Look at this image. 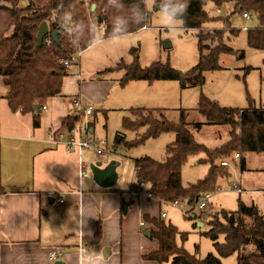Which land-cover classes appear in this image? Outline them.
I'll use <instances>...</instances> for the list:
<instances>
[{
	"label": "trees",
	"instance_id": "1",
	"mask_svg": "<svg viewBox=\"0 0 264 264\" xmlns=\"http://www.w3.org/2000/svg\"><path fill=\"white\" fill-rule=\"evenodd\" d=\"M210 1L216 5L232 2L234 11L255 10L262 18L264 16V0H186L187 10L180 20L186 30L198 31L200 59L194 67L182 71L160 60L142 66L138 54H135L131 63L120 61L108 70H122L123 84L132 80L150 83L176 80L182 88L203 85L205 71L221 68L220 55L234 53V49L224 42L225 30L230 29L234 35L239 32L231 28L229 21L225 29L203 31V25L215 19L205 8ZM172 2L164 0L161 8ZM91 11L95 14L96 25L89 20ZM150 15L147 0H0V76L10 87L7 98L11 109L22 113L35 112L36 104L41 108L48 98L61 93L64 78L69 74V67L63 59L94 43L98 39L96 26L104 38L120 36L148 26ZM44 21L48 22L50 31L59 30L60 44L47 35L51 43L45 38L42 46L37 45L39 27ZM207 40L210 43H206ZM248 43L264 49L263 26L248 30ZM205 49H208L207 53H204ZM197 110L205 117L204 122L188 121L185 109L181 110L179 121L174 122L167 119L165 109L144 106L131 108L134 118L124 120L127 129L139 131L145 127V131L130 143L131 146L162 133H175V140L166 148L164 160L142 156L134 161L135 178L141 184H149V192L160 201L186 199L192 208L204 193L216 189L219 177L230 175L228 166L222 164L225 158L239 153L240 170L244 171L245 153L264 152V107L253 104L247 108L221 106L202 94ZM79 117V114L68 115L65 122L73 125ZM38 123L39 115L35 114V124ZM204 125L230 126L229 139L214 148L198 142L191 126L201 129ZM123 136L118 133V141H122ZM200 153H205L201 161L208 163L209 170L196 183L184 185L182 168L190 156ZM190 210L187 209L186 213ZM246 216L253 218L252 224L245 222ZM144 220L152 225L150 237L159 244L156 250L144 254V259L159 263L171 260L172 264H222L214 253L200 258L178 245L177 236L181 233L173 223L149 214L144 215ZM209 222L211 227L204 234L213 240L221 256L237 254L238 264H264V215L255 204L248 205L240 198L237 211L222 210L213 214ZM101 233L102 227L98 223L95 242ZM181 236L183 240L187 237L186 234ZM251 243L255 244L256 251L244 253L242 250Z\"/></svg>",
	"mask_w": 264,
	"mask_h": 264
},
{
	"label": "rangeland",
	"instance_id": "2",
	"mask_svg": "<svg viewBox=\"0 0 264 264\" xmlns=\"http://www.w3.org/2000/svg\"><path fill=\"white\" fill-rule=\"evenodd\" d=\"M163 2L164 0H147L151 12L149 25L135 32L103 39V32L96 26L97 37L102 39L82 50L78 63L73 65L74 70L83 73L85 82L89 81L84 91H80L78 95L83 104L94 110L89 117L95 126L90 138L100 142L103 149L100 155L91 150L84 152L83 158L88 166V176L84 181L94 180L91 164H114L118 180L113 187L129 192L133 188L132 191L140 193L142 203L148 200L144 195L148 193L149 184H139L135 178V158L150 156L164 160L166 148L175 140V133H162L131 146L130 143L139 137V133L145 131V127L139 131L125 128V118H134L131 108H163L167 119L174 122L179 121L181 110L185 109L188 121L204 122L205 117L197 110L202 94L221 106L247 108L253 104L264 107V49L252 47L248 43V30L264 27V16L262 18L255 10H249L250 17L245 18L243 12L234 11L232 2L218 3L221 13L216 12L218 5L215 3L210 1L206 4V10L215 19L203 25L204 32L225 29L227 21L231 28L238 29L239 32L234 35L230 29L225 30L224 42L234 49V53L220 55L221 68L205 71L203 85L182 88L176 80H156L151 83L132 80L123 84L120 79L122 71L118 69L105 76L97 72L120 61L131 63L135 54H138L142 66L160 60L169 62L172 67L182 71L189 70L199 62L197 29L186 30L180 19L166 22L165 12L161 8ZM89 20L96 25V17L92 11ZM205 42L210 43V40ZM207 52L208 49H205L204 53ZM72 107L75 112L73 103ZM191 129L196 140L210 148L229 139L231 131V127L227 125H204L201 129L191 126ZM118 133L124 135L122 141H118ZM244 155L247 164L244 171L240 170V158L232 156L224 159L228 161L230 175L218 178L216 189L210 191L211 197L204 208L200 207V202L191 208L186 199L178 206L172 202L155 204L152 199L149 202L152 211L164 213L163 219L166 222L173 223L181 234H186L185 240L181 234L177 236L178 245L184 246L200 258L214 253L222 264H238L237 254L221 256L216 251L213 240L204 234L211 227L209 221L213 214L222 210L237 211L241 198L248 205L255 204L264 215V152H247ZM204 156L205 153H200L188 158L182 168L184 185L196 183L207 174L209 165L201 161ZM238 183L246 190L238 191ZM187 209L191 210L186 213ZM245 222L252 224L253 218L246 216ZM220 240H223V236ZM242 251L254 252L256 246L251 243Z\"/></svg>",
	"mask_w": 264,
	"mask_h": 264
},
{
	"label": "crops",
	"instance_id": "3",
	"mask_svg": "<svg viewBox=\"0 0 264 264\" xmlns=\"http://www.w3.org/2000/svg\"><path fill=\"white\" fill-rule=\"evenodd\" d=\"M116 64L97 72L105 76ZM68 72L61 93L43 104L47 109L42 106L39 112L28 113L11 109L10 87L0 76V264H54L56 260L87 264L92 256L103 257L99 264L170 263L143 258L159 246L145 233L152 225L144 215L163 218L149 204L151 199L159 205L163 201L149 197V190L144 195L149 201L142 203L133 188L129 192L114 188L116 183L103 187L95 179L84 181L88 175L80 178L77 151L49 138L50 132H67L70 125L65 119L75 114L72 99L89 83L73 65ZM122 76L123 71L120 79ZM94 131L91 122V133ZM98 163L100 168L109 166ZM98 223L102 233L95 242ZM80 242L88 248L82 259ZM56 248L63 253L53 261L49 254Z\"/></svg>",
	"mask_w": 264,
	"mask_h": 264
},
{
	"label": "built area",
	"instance_id": "4",
	"mask_svg": "<svg viewBox=\"0 0 264 264\" xmlns=\"http://www.w3.org/2000/svg\"><path fill=\"white\" fill-rule=\"evenodd\" d=\"M222 9L220 6L216 7V12L221 13ZM243 17L249 18L250 14L249 12H244ZM68 26H70V23L67 22ZM46 41L48 43H51V38L48 36L46 37ZM82 53L81 49L75 50L71 53V55L68 58L63 59V62L66 66L70 67L74 64H77L80 58V55ZM73 105L75 106V114H79V120L73 124L70 125L69 129L67 128V132L57 130L54 132L49 133V138L56 139L66 145V147L69 150H75L77 151L79 155V173L80 178H83L88 175L87 172V164L83 158V154L85 150H94L97 154H102L103 149L101 148L100 142H95L90 138L91 133V121L89 119L90 115L93 114V108L91 106L85 105L82 102V99L79 95H76L72 99ZM43 109H47L46 105H43ZM236 158H240L241 155L239 153L235 154ZM222 164L228 165V161L223 160ZM236 188L238 191H244L246 189H242L241 185L238 183L236 185ZM264 191V190H263ZM149 197H153L152 193H148ZM211 197L210 192H206L202 195L200 198V207L204 208L207 206V200H209ZM62 200V199H61ZM184 200H175L172 203L176 206L182 204ZM163 215H165L163 213ZM142 225H145V222H142ZM78 250L80 254V258L82 259L86 253L88 252V248L83 244V242H80L78 245ZM63 253V249L56 248L50 251L49 257L51 260L58 259Z\"/></svg>",
	"mask_w": 264,
	"mask_h": 264
},
{
	"label": "water",
	"instance_id": "5",
	"mask_svg": "<svg viewBox=\"0 0 264 264\" xmlns=\"http://www.w3.org/2000/svg\"><path fill=\"white\" fill-rule=\"evenodd\" d=\"M94 7L95 5L92 6V9H94ZM58 34H59L58 29L50 31L48 22L47 21L42 22L39 27V31L37 35V45L39 47L42 46L47 35H50L57 44H60ZM35 110L39 112L40 107L38 104L35 105ZM90 168L93 172V177L95 181L99 185L103 187H111L116 183L118 176H117L114 164H111L107 166L106 168H100V163H96V164H91ZM138 183L140 184L141 181H138ZM145 233L149 236L151 234L150 230L146 231ZM54 264H66V263L63 260H56Z\"/></svg>",
	"mask_w": 264,
	"mask_h": 264
},
{
	"label": "clouds",
	"instance_id": "6",
	"mask_svg": "<svg viewBox=\"0 0 264 264\" xmlns=\"http://www.w3.org/2000/svg\"><path fill=\"white\" fill-rule=\"evenodd\" d=\"M186 10V0H173L172 3H170L163 9V11L165 12L166 22H175L176 20L182 18L185 15ZM102 259V256H92L87 264H99Z\"/></svg>",
	"mask_w": 264,
	"mask_h": 264
}]
</instances>
